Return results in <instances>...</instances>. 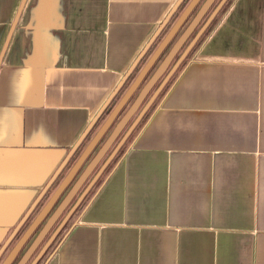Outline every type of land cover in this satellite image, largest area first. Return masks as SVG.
I'll return each mask as SVG.
<instances>
[{"label": "crops", "instance_id": "obj_1", "mask_svg": "<svg viewBox=\"0 0 264 264\" xmlns=\"http://www.w3.org/2000/svg\"><path fill=\"white\" fill-rule=\"evenodd\" d=\"M189 1L0 0V264ZM217 6L42 264H264V0Z\"/></svg>", "mask_w": 264, "mask_h": 264}, {"label": "rangeland", "instance_id": "obj_2", "mask_svg": "<svg viewBox=\"0 0 264 264\" xmlns=\"http://www.w3.org/2000/svg\"><path fill=\"white\" fill-rule=\"evenodd\" d=\"M201 1L202 0H200V2ZM220 1L221 0H213L212 4L209 6V8L204 13L203 17L197 23V25L194 28L193 32L190 34V36H188L183 41V43L181 44L180 48L178 49V51L176 52V54L172 57V59L169 61V63L165 67V69L162 72V74L159 76V78L154 82V84L146 92L145 96L143 97V99L138 104V106H137L136 111L134 112V114H132V116L128 119V121L126 122V124L121 129V131L119 132L118 136L116 137V139L112 143V145L107 149V151L102 156V158L100 159V161L97 162V164L95 165V168L92 170V173H90V175L87 177L86 181L83 183V185L81 186V188L78 190L77 194L79 193V196H80L81 194H83V192L86 190V188H88V186L90 185V183L93 181L92 182L93 185L89 187V189L87 190V192L85 193V195L83 197V200L81 202L82 205H84L89 200V198L91 197L92 192L94 191L97 183H99L102 180V178L107 174V172L109 171V169L113 165V163L118 159L120 147L117 148L116 147V144L119 143V140L127 132H128V134L125 136L124 140L125 139H128L131 136L130 134H133L136 131V129L139 128V126H140L141 122L143 121L144 117L146 116V114L148 113V111L151 109L152 103L156 100V98L158 97V95L160 94V92L163 91V89L167 85V82L169 81V79H171V77L177 72L178 65L182 61L185 62L186 60H188L189 55H186L184 53L185 50H188L190 42L193 40L194 36L201 29V26L205 23V21L207 20V18L209 17V15H211V13L217 7V5L219 4ZM200 2L198 4H200ZM182 9H183V7L180 10L177 11V14H178V12H181ZM195 10H196V8L191 11V13L187 16L186 20L183 22V24L180 26V28L176 32L175 36L168 41V43L164 47V50L161 51V54H159L158 57L156 58V60L153 62V64L151 65V67L149 68V70L147 71V73L145 74V76L143 77L142 81L138 85L137 89H135V91L132 93V95L128 98V100L126 101V103L122 106V108L120 109V111L118 112V114L116 115V117L114 118V120H113L112 124L110 125V127L108 128V130L105 132V134L97 142V144L95 146V150L88 156V158L85 161V164L89 161V159H91L93 157V155L95 154V152L98 150L99 146L102 144V142L105 140V138L107 137L108 133L112 129L114 123L122 116V114L125 112V110L128 108V106L131 104V102L133 101L134 97L136 96V94L139 91V89L142 86V84H144L145 80H147V78L152 74V72L154 71L155 67L162 60L164 54H166L167 50H169V48L171 47V45L174 43L175 38H177V36L181 33V31L183 30V28L186 26L187 22L189 21V19L191 18V16L193 15V13H194ZM174 13L176 15V12H174ZM173 20L174 19L171 16L170 19L162 26L160 32L161 33L162 32L164 33L165 31H167L170 28L171 23L173 22ZM158 36H156L157 37V40L154 41V42H152V44H151L152 46L150 47V49L148 48L149 51L147 50L145 52L144 56L136 63V65L134 66V68L132 69V71L129 73L128 77L124 80V82H123L124 84L122 83L123 86H124V89H123L122 92H125V90L127 89V85L132 82V80L134 79V77L138 73L139 69L143 66V64L146 62V60L150 56L151 51H153V49L155 48V46H157V44L160 42V38H158ZM182 54H184V55H182ZM120 89H121V86H120ZM117 93L114 95V97L112 98V100L106 105V107L101 112V115L99 116V118L95 122V125L91 129V135L89 134L90 136L87 138V140L84 141V143L81 145V147L77 150L76 156H79V154L82 152V150L84 149V147L86 146V144L89 142V140H91V138L95 134V131L99 128V126L101 125V123L103 122V120L106 118V116L108 115V113L110 112V110L112 109V107L114 106V104L116 103L115 100H118L117 97H116ZM74 160H75V157L72 158L70 160L71 162H69V164L66 165V168H65V170L63 172V175H65L66 174V170L72 166V164L74 163ZM106 160H108V161L103 166V164L105 163ZM102 166H103V168L101 169V172H99L100 174L98 173L99 175L96 176L97 177L96 178L95 175H96V173L98 172V170ZM81 173H82V167H80V169L77 171V173L74 176V178L72 179V181L62 191V193L58 197L57 201L55 202V204H54V206H53V208L51 210V213L47 216V218L41 224H44L45 223V221L48 219L49 216H51V214L53 213V211L55 210V208H57L58 205L62 202V200L68 194V192L70 191V189L72 188V186L75 184L76 180L79 178V176H80ZM61 178L62 177H60L59 182H60ZM76 195L72 198V200L68 203V205L63 209V211L61 212V214L58 216V218L56 219V221L54 222V224L51 226V228L49 229V231L47 232V234L45 235V237L42 239V241L40 242V244L38 245V247L35 249V251L31 255L30 259L26 262V264H32L33 260L37 257L38 253L40 252V250L42 249V247L46 244V242L48 241V239L52 236V234H54L57 231V229H59V232H57L55 234V236L53 237V239L50 241V245L47 248L46 252L43 254V259H41V261L39 262V264H42V261H44L45 258L54 249V247L56 246V244L59 242L60 238L64 234L63 231L66 228V227L64 229L61 228L62 225H63V221L66 220V218L68 217V214L72 212L71 210H73V208L75 207V205L77 203L76 199L78 198V195L77 196ZM40 204H38V206H37L38 213L43 208V206L45 205V202L44 203H40ZM78 208H79V206L76 207L75 210H77ZM41 224L37 227V230L30 236V238L24 244V246L22 247L21 251L19 252L17 258L14 260V262L12 264H16L18 262V260L21 258V256L23 255V251L29 246L30 242L35 237L36 233L38 232V229L42 227Z\"/></svg>", "mask_w": 264, "mask_h": 264}, {"label": "water", "instance_id": "obj_3", "mask_svg": "<svg viewBox=\"0 0 264 264\" xmlns=\"http://www.w3.org/2000/svg\"><path fill=\"white\" fill-rule=\"evenodd\" d=\"M199 0H190L188 4L185 6V8L180 13L179 17L175 21V23L172 25L170 30L167 32V34L164 36V38L159 42V44L156 46L152 54L149 56L145 64L142 66L140 71L136 74L133 81L130 83L124 94L121 96V98L118 100V102L115 104V106L112 108V110L109 112L107 117L104 119L100 127L95 133V136L92 138V140L89 142V144L85 147V149L82 151V153L79 155V157L75 160L74 164L71 166L69 172L64 177V179L60 182V184L57 186V188L53 191L48 201L45 203L43 208L40 210L38 215L35 217L33 222L28 226V228L21 234V236L18 238L14 246L11 248L9 253L7 254L6 258L1 264H12L16 256L21 251L24 244L27 242V240L30 238L32 233L35 231V229L39 226V224L47 217L50 210L53 208L55 202L57 201L58 197L62 193V191L66 188V186L72 181L74 176L76 175L79 168L82 166V164L86 161L90 153L92 152L93 148L97 144V142L100 140V138L105 134V132L108 130L110 125L112 124L114 118L122 108V106L125 104V102L128 100V98L131 96V94L135 91L137 88L139 82L143 78V76L146 74V72L149 70L153 62L156 60L162 49L166 46L170 38L174 35V33L178 30L180 25L182 24L184 18L187 16V14L191 11V9L196 5V3ZM213 2V0H203V2L200 4V6L197 8V11L195 12L194 16L192 17L191 21L187 24V26L184 28V30L181 32L179 37L175 40V42L171 45L168 52L165 54V56L162 58V60L159 62V64L156 66L150 77L144 82V84L141 86L139 91L137 92L135 98L131 102V104L128 106V108L125 110V112L122 114V116L114 123L112 129L108 133L105 140L102 142L98 150L96 151L95 155L91 158V160L88 162V164L83 169L82 173L80 174L79 178L76 180L75 184L72 186L68 194L65 196V198L62 200V202L58 205L57 208L53 211L51 216L48 217V219L45 221L31 244L28 246V248L25 250L21 258L18 260L16 264H25L35 249L38 247L42 239L47 234L48 230L51 228V226L54 224L58 216L61 214L63 209L68 205V203L72 200V198L75 196L78 189L81 187V185L84 183V181L87 179V177L90 175L91 171L94 169L95 165L98 161L102 158V156L105 154L107 149L109 148L111 142L113 139L117 136V134L120 132V130L123 128L124 124L128 121V119L134 114L136 111V108L140 101L145 96L146 92L149 90V88L154 84V82L157 80V78L162 74L165 67L171 60V58L174 56L176 51L179 49L185 38L188 36V34L193 30L196 23L199 21V19L202 17L204 12L207 10L209 5ZM220 3V2H219ZM219 5V4H218ZM218 7V6H217ZM217 7L214 9V11L217 9ZM213 11V12H214ZM108 160L105 161L103 166L106 164ZM103 166L98 170L95 177L98 175V173L101 171ZM93 182V181H92ZM92 182L86 188V190L89 189ZM85 190V191H86ZM84 194V193H83ZM82 194V195H83ZM58 231V230H57ZM56 234V232L54 233ZM53 234V235H54ZM53 237V236H52ZM52 237L46 242V244L43 246L40 254L42 251L47 247L49 242L51 241Z\"/></svg>", "mask_w": 264, "mask_h": 264}, {"label": "trees", "instance_id": "obj_4", "mask_svg": "<svg viewBox=\"0 0 264 264\" xmlns=\"http://www.w3.org/2000/svg\"><path fill=\"white\" fill-rule=\"evenodd\" d=\"M220 14H221V11H217L215 16L220 15ZM214 23H215V18L207 26H205V28L202 30V36L197 39L195 46H198L200 44V42L205 38V36L211 30ZM192 51H193V48H192ZM182 62H184V61H182Z\"/></svg>", "mask_w": 264, "mask_h": 264}]
</instances>
